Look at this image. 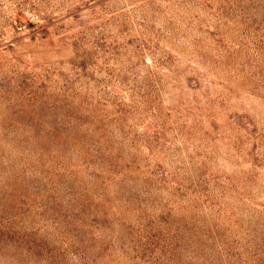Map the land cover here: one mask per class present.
<instances>
[{
	"label": "rangeland",
	"instance_id": "1",
	"mask_svg": "<svg viewBox=\"0 0 264 264\" xmlns=\"http://www.w3.org/2000/svg\"><path fill=\"white\" fill-rule=\"evenodd\" d=\"M0 264H264V0H0Z\"/></svg>",
	"mask_w": 264,
	"mask_h": 264
}]
</instances>
